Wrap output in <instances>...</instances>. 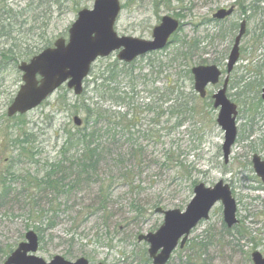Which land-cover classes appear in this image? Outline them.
I'll list each match as a JSON object with an SVG mask.
<instances>
[{"label":"rangeland","instance_id":"rangeland-1","mask_svg":"<svg viewBox=\"0 0 264 264\" xmlns=\"http://www.w3.org/2000/svg\"><path fill=\"white\" fill-rule=\"evenodd\" d=\"M94 1L0 0V53L8 55L1 59L0 54L5 66L0 75V115L6 113L21 86L22 75L17 66L53 47L59 38L68 39V30L78 12L91 10ZM119 1L122 11L114 26L119 37L149 40L153 28L164 16L178 19L182 27L166 49L133 63L132 78H117L111 82L110 93L114 97L125 95L126 102L117 105L116 100L109 98L105 103L112 111L100 125L103 143L105 138L112 137L110 132L115 127L123 133L120 137L125 135V138L118 136L114 146L107 145L112 154L108 152L97 169L98 180L85 185L82 191L64 188L66 193L71 191L65 195L61 185H54L52 191L42 179L60 160L67 159L61 155V147L68 133L74 134L84 127L85 114L80 109L83 99L84 105L98 101L96 82L88 84L87 89L85 83L83 91L86 93L81 97H76L64 85L23 118L0 120V260L7 251L15 250L24 242L27 232L37 233L35 228H39L44 240L39 241L36 256L46 262L61 256L68 261L84 257L93 264H152L148 257L149 245L139 242L138 237L155 233L163 225L164 216L156 214L155 209L185 212L193 199L195 185L203 183L212 187L223 180L231 187L237 204L238 226L228 233L223 207L221 203L216 204L209 219L192 230L186 246L178 248L168 264H252L253 252L264 256V190L251 165L254 154L264 160L261 146L264 104L260 98L264 67L261 75L254 71L262 66L256 64L264 60V35L258 39V35L263 34L260 20L264 19V0L263 9L257 13L248 6L240 7V3L248 5L253 0ZM231 6L236 10L228 19L212 18L219 9ZM242 21L247 23V34L241 42L240 60L231 74L227 97L243 113L237 123L236 145L229 164L225 165L221 150L224 132L216 122L218 110L213 108L210 98L222 87L228 55ZM189 43L195 50L193 61L188 63L177 56L176 47ZM116 55L117 52L97 60L87 80H92L101 70L109 71ZM210 65L224 73L219 84L209 86L207 98L195 101V109L188 112L179 127L161 133V140H139L137 143L146 145L147 149L144 157L133 159L131 145L127 142L131 137L125 127L121 128L122 124L127 122L130 126L128 121L132 119L138 125L129 133L137 132L141 125L147 130L153 115L144 114L143 105L152 100L157 104L162 98L153 92L172 88L173 82L181 87L183 84L185 90L182 87V91L187 95L198 97L193 78L188 77L186 71ZM242 77L244 81L240 82ZM257 82H262L263 86L255 89ZM250 83H253L252 92H248ZM254 108L258 111H249ZM116 115L123 117L122 120L113 119ZM75 116L82 119V127L73 124ZM173 118L168 116L172 123ZM166 119L167 114L162 123ZM155 123L159 126L160 120L155 119ZM156 126L152 125L154 129ZM249 129L254 132L247 139ZM170 148L176 150V161L179 159V163L190 167L187 176H182L176 161L168 163V167L162 165ZM120 152L126 163L117 167ZM71 156L78 157L79 153L72 151ZM126 173L129 175H124ZM106 187L112 198L109 209L101 207V210L99 195ZM199 244L201 246L197 247Z\"/></svg>","mask_w":264,"mask_h":264},{"label":"water","instance_id":"water-1","mask_svg":"<svg viewBox=\"0 0 264 264\" xmlns=\"http://www.w3.org/2000/svg\"><path fill=\"white\" fill-rule=\"evenodd\" d=\"M120 12L119 0H95L92 10L84 9L78 13L76 21L68 31V42L62 38L58 39L52 48L43 50L29 62H21L17 69L22 74V84L7 107V117L13 118L29 113L63 85H66L76 97L81 96L84 81L97 59H104L118 52L117 60L130 64L141 56L164 49L180 27L178 20L165 16L153 29L151 40L119 37L114 26ZM233 12V7L221 9L213 18L225 20ZM245 34L246 22L243 21L228 57L224 86L213 96L214 108L220 109L217 124L225 132L222 147L225 163L229 161L237 134L235 125L237 108L226 96L228 75L239 61L240 43ZM191 73L194 78V91L202 99L206 96V88L209 85H217L221 77V71L215 65L197 66ZM73 124L81 127V118L75 116ZM253 168L264 184V162L258 156L253 157ZM193 193L194 197L185 212L156 209V214L164 215L163 225L156 233L138 237L139 242L145 241L149 244L148 255L153 264H167L178 246L183 249L191 231L201 221L209 219L210 211L219 202L223 207V221L226 227L232 229L239 223L236 202L230 187L223 181L212 188L203 183L198 184L194 187ZM38 248L37 234L29 231L25 234V241L18 245L3 264H91L85 258L68 261L61 256H55L50 262H46L35 255ZM251 260L252 264H264V256L257 251L252 253Z\"/></svg>","mask_w":264,"mask_h":264},{"label":"trees","instance_id":"trees-1","mask_svg":"<svg viewBox=\"0 0 264 264\" xmlns=\"http://www.w3.org/2000/svg\"><path fill=\"white\" fill-rule=\"evenodd\" d=\"M178 2L182 3L183 0H177ZM168 2H173V0H169ZM262 0H253L251 4H241L240 7L243 9L244 7L248 6V9L251 8L255 13L257 11H260L263 9L261 7ZM260 30L262 31L263 34L258 35V39H262V35H264V19L260 20ZM174 41V37L170 41V44H172ZM195 50V47L192 46L190 43L182 46L176 47V54L179 56L180 59L186 60L188 63L193 61V52ZM1 54V59H4L8 55L4 52L0 53ZM14 57V56H10ZM15 58V57H14ZM16 60V58L14 59ZM2 60L0 61V75L5 69V66L1 63ZM162 65V64H161ZM256 65H262V66H257V69L254 70L256 74L261 75L260 70L262 67H264V60L261 63H257ZM135 74V68L133 66V63L131 65H125L119 63L117 60H114L113 63H110L109 66V71L108 70H101L97 74V76L93 77L92 80H87L86 83V89L88 87V84L95 83L96 82V87L95 91L97 92V100L98 101H93L90 105H84V99H83V105L81 106V109L84 114H85V124L82 129H78L76 133H68L67 137L65 138L63 145L61 147V155L63 158H67L66 160H60L58 162V166H55L52 170L51 173L46 175L43 181V184L48 186L51 190L54 185L58 187L61 185L63 188V194H69L64 191V188L69 189V187H74L75 190L82 191V189L85 187V185H89L92 182H96L97 179V169L100 168V165L102 162H104L106 154H112L111 151H108L106 148L107 145L109 146H114V140L120 135H123L121 131H118L117 128H113V130L110 132V136H112L110 139L105 138V144L103 143L104 140V135L101 134L100 125L103 121L106 120V118L109 115V112L112 111L111 109H107V105H105L106 102L109 101V98H113L114 100L117 101V105H124L126 102V97L125 95L119 96V97H114L113 93H110V84L111 82H115L117 78H132ZM161 73H159L160 75ZM186 74L188 77H190L191 72L190 69L186 71ZM244 81V78H241L242 82ZM253 83H250L249 85L252 87ZM183 87V90H185V87L183 84H181ZM172 88H166L165 91L161 89H156L153 94H158L162 99H159L157 101V104H153V100L151 101L152 103L143 105L144 107V114L147 116L153 115V119L150 121L149 128L147 130H143V126L141 125L140 129L137 132H130L133 128L137 127V123L133 122L134 120H129L128 122L130 123V126L127 124H122L121 128L126 129L128 131V134L131 138L130 141H127L131 145V150H132V158H141L144 157V152L147 149V146L145 145L144 147L137 142L139 140L142 141H152V140H161L162 139V134L164 131H172V129H175L181 125V122L183 121V118L186 117L188 112L194 110V103L195 101H199L200 99L198 97H195L194 94H186L184 91H182V87L180 86L179 83L173 82V85H171ZM250 87V88H251ZM167 92V93H166ZM86 93V91H85ZM84 93V94H85ZM169 93V94H168ZM83 94V95H84ZM82 95V96H83ZM244 96V95H243ZM84 98V97H82ZM169 103V104H168ZM168 104V106H167ZM116 105V106H117ZM167 106L164 109V106ZM6 106L3 105L2 108ZM167 114V119L162 123V118L165 117ZM136 114V113H135ZM140 114V113H139ZM138 115V114H136ZM174 115V116H173ZM168 116H171L173 118V123L172 120L168 119ZM19 118H23V116H17ZM119 118L122 120L123 117L116 115L114 116L113 119ZM7 120L8 118L6 117V113H1L0 115V120ZM155 119H159L160 123L159 126L157 123H155ZM11 120V119H9ZM154 120V121H153ZM163 124V125H162ZM172 124V125H171ZM116 124L113 123V126ZM152 125H157L159 129H157V126L155 129L152 127ZM167 125L169 127H167ZM129 126V127H127ZM121 138H125V135ZM136 138V139H134ZM101 142H99V140ZM128 139V138H127ZM111 141V143H107L106 141ZM133 140V141H132ZM125 143V142H124ZM140 143V142H139ZM75 151L77 154L79 153L78 157H72L71 152ZM176 150H173L170 148L168 150V154L165 156V161L162 163L163 166L168 167V163L171 161L174 162L176 161L175 157ZM70 155V156H69ZM71 159H73L71 161ZM114 160V159H113ZM117 167L121 165H125L126 159L123 158L122 153L117 154ZM74 163L73 166L70 163ZM176 163L179 165V170L182 174V176H187L186 172L190 167L183 165V163H179V159L176 161ZM68 164L67 166L63 165ZM124 175H129V173H126ZM96 179V180H94ZM34 180V179H33ZM35 181V180H34ZM66 181H69L68 184L66 185ZM193 185V183H192ZM53 191V190H52ZM100 209L101 207L105 209H109L110 207V199L112 198V194H110L109 187H106L105 190H103L100 193ZM139 209V207H137ZM102 210V209H101ZM263 226H264V220ZM236 228V227H235ZM234 228V229H235ZM35 231L39 235V241H43L44 236L43 232H41V229L35 228ZM226 231L229 233L230 230ZM97 235V240L101 239L100 233ZM200 247L201 245H197V247ZM12 249L7 251L3 257L2 260H0V264H3L4 260L8 255L12 253Z\"/></svg>","mask_w":264,"mask_h":264},{"label":"flooded vegetation","instance_id":"flooded-vegetation-1","mask_svg":"<svg viewBox=\"0 0 264 264\" xmlns=\"http://www.w3.org/2000/svg\"><path fill=\"white\" fill-rule=\"evenodd\" d=\"M236 8V7H235ZM191 70H192V68H191ZM191 70H190V72H191ZM233 71H234V69H233ZM233 71L230 73V75H228V77H229V81H228V84H227V91H228V88H229V84H230V77H231V74L233 73ZM223 72L221 71V77H220V80H221V78L223 77ZM191 77L193 78V75H192V73H191ZM226 77H227V66H226V70H225V76H224V79H223V83H222V87L219 89V90H221L222 88H223V86H224V83H225V79H226ZM193 80H194V78H193ZM220 82V81H219ZM219 84V83H218ZM251 87V86H250ZM254 87V86H253ZM252 88V87H251ZM251 88H249V90L251 89ZM219 90H217V92L219 91ZM263 90H264V86H263V88H262V90H261V94H260V98H261V100H262V104H264V99H263ZM216 92V93H217ZM215 94H213L212 95V97L210 98L211 100V102H212V104H213V96H214ZM226 95H227V93H226ZM207 96H208V87L206 88V96H205V98H203V99H201V98H199L200 99V101H202V100H205L206 98H207ZM228 98V97H227ZM229 99V98H228ZM229 101L231 102V103H233V104H235L233 101H231L230 99H229ZM236 105V108H237V116H236V119H235V125H236V130H237V123L239 122V121H241V116H242V113L243 112H241L240 110H242V109H240L239 108V106L237 105V104H235ZM258 106H259V104H258ZM213 107H214V105H213ZM255 109V108H254ZM258 109H260V107L258 108ZM216 110H218V113H219V110L220 109H216ZM257 109H255V110H249V111H256ZM248 111V113H250ZM258 111V110H257ZM258 113V112H257ZM218 116V115H217ZM216 122H217V119H216ZM251 124V123H250ZM250 130V133H249V135L247 136V139L249 138V136L251 135V133H253L254 132V130L252 129H249ZM248 133V132H247ZM246 133V134H247ZM245 135V134H244ZM243 135V136H244ZM237 139H238V130H237V134H236V139H235V143H234V145H233V147L236 145V141H237ZM245 139H246V137H245ZM244 139V140H245ZM261 146H262V149H264V142H261ZM232 147V148H233ZM232 148H231V154H230V156H229V161H230V157H231V155H232ZM221 150H222V147H221ZM254 156H258L260 159H261V161L262 162H264V160H263V158L261 157V156H259V155H257V154H254L253 156H252V159H251V165H252V168H253V157ZM222 157H223V152H222ZM223 161H224V159H223ZM229 161H228V163H225V161H224V164L225 165H228L229 164ZM253 171H254V168H253ZM254 174H255V171H254ZM255 176L257 177V175L255 174ZM258 178V177H257ZM259 179V178H258ZM223 181V180H222ZM259 181L261 182V184H262V189L264 190V184H263V182L259 179ZM227 184V183H226ZM228 185V184H227ZM230 187V186H229ZM231 188V187H230Z\"/></svg>","mask_w":264,"mask_h":264},{"label":"bare ground","instance_id":"bare-ground-1","mask_svg":"<svg viewBox=\"0 0 264 264\" xmlns=\"http://www.w3.org/2000/svg\"><path fill=\"white\" fill-rule=\"evenodd\" d=\"M261 83H262V82H257V84L254 86V88H255V89H258V88H260L261 86H263V83H262V84H261ZM249 91L252 92V88H251L250 90H248V92H249ZM217 183H219V182H217ZM217 183H216V184H217ZM216 184H215V185H216ZM215 185H214V186H215ZM214 186H212V187H214ZM212 187H210V188H212Z\"/></svg>","mask_w":264,"mask_h":264}]
</instances>
